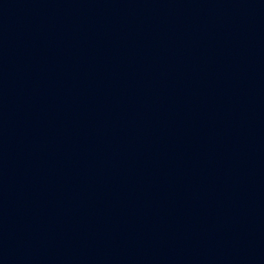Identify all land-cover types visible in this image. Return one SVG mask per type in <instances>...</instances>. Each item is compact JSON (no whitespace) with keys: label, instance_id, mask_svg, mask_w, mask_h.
Returning a JSON list of instances; mask_svg holds the SVG:
<instances>
[{"label":"water","instance_id":"water-1","mask_svg":"<svg viewBox=\"0 0 264 264\" xmlns=\"http://www.w3.org/2000/svg\"><path fill=\"white\" fill-rule=\"evenodd\" d=\"M0 264H264V0H0Z\"/></svg>","mask_w":264,"mask_h":264}]
</instances>
